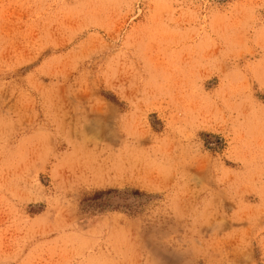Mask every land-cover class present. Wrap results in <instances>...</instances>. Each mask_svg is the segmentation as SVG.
<instances>
[{"label": "rangeland", "instance_id": "obj_1", "mask_svg": "<svg viewBox=\"0 0 264 264\" xmlns=\"http://www.w3.org/2000/svg\"><path fill=\"white\" fill-rule=\"evenodd\" d=\"M0 264H264V0H0Z\"/></svg>", "mask_w": 264, "mask_h": 264}]
</instances>
